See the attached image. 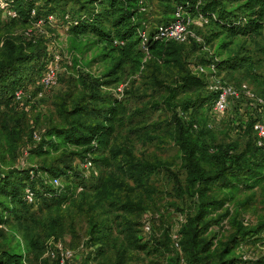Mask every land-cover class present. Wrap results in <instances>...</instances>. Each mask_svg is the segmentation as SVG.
Segmentation results:
<instances>
[{
    "label": "rangeland",
    "instance_id": "1",
    "mask_svg": "<svg viewBox=\"0 0 264 264\" xmlns=\"http://www.w3.org/2000/svg\"><path fill=\"white\" fill-rule=\"evenodd\" d=\"M146 7L147 25L152 27L171 20L174 2L146 0ZM72 8L75 5L70 3L57 9L53 20L32 24L9 23L12 11L7 7L0 11L1 32L17 41L34 39L45 62L56 73L55 83L44 88L38 81L42 71L31 69L33 62L27 63L21 78V99L7 103L0 98V171L58 165V160H62L84 176L80 181L84 186L100 184L101 180L106 186L98 195L79 188L73 199L61 205L23 209L0 226V249L17 248L26 264H191L182 248V230L197 212L198 202L207 198L216 200L218 208L199 220V240L209 242L207 251L202 253L204 263H219V255L236 224L254 225L264 220V183L250 188L215 181L197 195L195 188L186 186L185 157L176 127L181 122L194 141H201L203 130L204 141L210 144L202 163L206 169L214 168L220 158L233 166L248 161L255 145L250 123L245 122L247 112L229 109L213 114L214 97L207 100L212 95L208 86L221 79L239 88L246 86L264 97V30L232 40L220 36L208 44L205 36L209 35V28L194 18L180 66L195 75L198 65L206 67L198 76L206 79L207 87L203 91H185L177 82L178 66L149 59L144 65H124L115 76H108L117 55L108 51V56L104 55L103 47L91 35L74 36L68 32L62 15ZM224 42L226 46L222 45ZM244 52L254 62L253 72H211L212 60ZM113 78L118 81L110 86L96 84L98 90L92 91L121 99L126 106L123 121L113 136L116 155L110 157L106 153L110 165L91 162L85 166L84 160L69 151L42 156L31 151L39 146L47 130L62 123L60 106L69 110L81 97L88 107L94 105L96 100L88 96L93 90L89 87L96 79L99 84ZM192 123L197 126H193L194 130L190 129ZM237 157L240 160L236 161ZM147 165L156 168L147 171ZM98 199L101 201L97 203ZM126 200L134 205L126 211L115 209L119 201ZM112 202L115 207L110 205ZM95 226L102 230L107 226L112 231L108 243L103 245V255L98 254L102 245L91 238L98 236L92 233ZM176 239L181 241L180 248L174 245ZM57 244L69 250L72 258L62 263ZM155 244L160 249H155ZM233 256L236 261L230 264H264V247L259 243L242 244Z\"/></svg>",
    "mask_w": 264,
    "mask_h": 264
},
{
    "label": "trees",
    "instance_id": "2",
    "mask_svg": "<svg viewBox=\"0 0 264 264\" xmlns=\"http://www.w3.org/2000/svg\"><path fill=\"white\" fill-rule=\"evenodd\" d=\"M169 1L174 2V6L183 5L191 18L203 17L207 20L204 26L209 28V35L205 36L208 44L220 36L232 40L239 36L257 35L264 30V0ZM4 2L9 10L16 13L9 22L13 24L47 22L49 15H55L57 9L73 3L75 8L65 10L62 15L68 26V32L74 36L91 35L103 47L104 55L108 56L107 51L117 55L115 65L108 76H115L124 65H144L147 62L145 59H149L157 63L178 66L177 82L179 87L185 91H203L207 87L204 77L195 75L191 70L180 66L184 44L155 38L156 25L170 20L160 21L152 27L147 25L141 0H4ZM144 30L147 40L143 43L142 32ZM1 31L0 29V43H2L0 47V98L3 97L7 103H12L17 99L16 92L23 89L21 78L25 73L27 63L33 62L31 69L42 72L48 64L34 39L17 41L11 35L3 34ZM222 45L226 46L227 42ZM211 66L215 73L224 69L230 73L238 69L253 72L254 62L249 54L244 52L223 60H212L209 68ZM117 81V78L103 80L99 84L98 79L94 81V84L89 87L93 90L90 94L87 93L89 97L96 100L94 105L88 107L81 97L73 102L69 110L60 106L62 123L47 130L39 146L31 151L40 156L53 151H69L70 155L77 156L81 160L88 159L105 166L110 165V158L106 153H109L110 157L116 155L112 147L113 136L117 126L123 121L126 106L121 99L100 96L99 91L98 94H92V91L98 90L96 84L110 86ZM213 97L214 92L206 99L209 101ZM177 124V140L184 152L188 189L193 187L196 190L195 193L201 195L204 187L215 181L227 183V185L224 184L226 186L241 187L244 185L250 188L264 183V148L254 146L253 152L248 156V161L237 164V166L230 165L231 163L228 165L226 160L220 158L214 168L206 169L202 163L210 150V144L204 141L205 133L202 130L201 138H199L201 141H194L188 135L189 129L181 122ZM193 126L192 123L190 129L194 130ZM238 160L240 159L237 157L236 161ZM58 161V165L0 171V197L4 198L0 200V226H5L23 209L42 205H61L73 199L79 188L81 191H90L97 195L102 193L106 186L105 182L101 180L100 184L84 186L80 182L84 180L80 172L68 168L62 160ZM145 167L147 171L156 168L152 165ZM54 178L60 180L59 186L52 183ZM62 180L65 183H62ZM27 189H30L33 194V202L27 200ZM178 189H181L180 185ZM96 201L98 203L101 200ZM118 203V208L113 202L110 205L119 211H126L134 205L128 200ZM217 204L216 200L207 198L198 202L197 212L189 217L187 224L183 227L182 248L188 253L191 264H205V256L202 253L207 251L209 242L199 240L198 222L217 209ZM96 228L95 226L92 233L98 236L91 238L102 245V248H98V254L103 255L105 253L103 245L108 243L112 231H108L107 226H104V230ZM229 239L219 255L220 261L217 264L234 263L236 261L233 256L234 250L242 244L259 243L264 247V220L254 225L236 224ZM178 244L180 248L179 239ZM160 245L165 246V243L161 242ZM154 248L160 249L157 244ZM0 264H26L25 256L17 248H1Z\"/></svg>",
    "mask_w": 264,
    "mask_h": 264
},
{
    "label": "built area",
    "instance_id": "3",
    "mask_svg": "<svg viewBox=\"0 0 264 264\" xmlns=\"http://www.w3.org/2000/svg\"><path fill=\"white\" fill-rule=\"evenodd\" d=\"M142 11H146V0H141ZM6 3L4 0H0V8H5ZM12 11V10H10ZM16 13L12 11V16ZM67 18V16H66ZM48 19L53 20L54 15H49ZM194 18H191L185 11L184 6L176 4L172 13V19L166 23L156 25V39H162L165 41H175L181 44H187L191 35L190 26ZM201 25L207 23V20L203 17H197ZM143 43L147 40L146 31L142 32ZM206 67L198 65L196 67L197 75L204 73ZM212 73L215 70L211 66ZM56 73L55 69L48 66L39 77V84L44 88H47L55 83ZM211 92H214V98L212 100V113L217 115L223 113L229 109L238 110L240 112H247V119L245 122H249L251 130L254 135V145L259 148H264V97L259 96L250 88L236 87L232 84L223 82L221 79L215 80V82L208 86ZM22 92H16V98L21 99ZM238 108V109H237ZM236 109V110H235ZM244 122V123H245ZM194 127H197L194 125ZM85 166H90L91 161L86 159L84 161ZM52 183L55 186L60 185V180L54 178ZM26 197L28 202H33V194L30 189L26 190ZM149 226L145 225V229L149 230ZM174 245L179 248L178 239L175 240ZM57 250L60 253V260L63 263L64 260L72 258V253L69 250L62 248L61 244H57Z\"/></svg>",
    "mask_w": 264,
    "mask_h": 264
}]
</instances>
